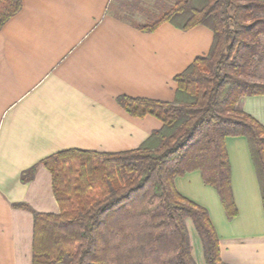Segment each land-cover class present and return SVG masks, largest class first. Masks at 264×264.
Instances as JSON below:
<instances>
[{"label":"crops","instance_id":"crops-1","mask_svg":"<svg viewBox=\"0 0 264 264\" xmlns=\"http://www.w3.org/2000/svg\"><path fill=\"white\" fill-rule=\"evenodd\" d=\"M130 1L132 16L142 19L122 14V0H22L0 29V264H33V211H60L41 161L69 148L140 146L162 121L131 115L117 96L172 100L174 76L210 50L214 34L203 24L137 27L156 21L176 0L160 14L158 4L169 0H148L145 8ZM237 108L264 124V94L241 96ZM225 143L236 216L228 218L200 170L177 176L175 186L208 209L225 262L264 264V207L248 140L228 136ZM33 165L34 177L23 182L22 171ZM186 220L190 233L192 219ZM199 248L196 264H206Z\"/></svg>","mask_w":264,"mask_h":264},{"label":"trees","instance_id":"trees-1","mask_svg":"<svg viewBox=\"0 0 264 264\" xmlns=\"http://www.w3.org/2000/svg\"><path fill=\"white\" fill-rule=\"evenodd\" d=\"M22 0H0V29ZM214 34L206 55L174 76V99L120 94L131 115L162 121L143 143L121 151L69 148L41 163L52 174L59 212L33 211V264H196L186 219L201 237L206 264H230L206 207L184 196L174 179L200 170L228 218L238 214L231 185L228 136H245L264 207V124L237 108L243 95L264 94L252 79L264 60V0H176L156 21ZM37 165L22 171L31 180ZM27 209L26 203H13Z\"/></svg>","mask_w":264,"mask_h":264},{"label":"rangeland","instance_id":"rangeland-1","mask_svg":"<svg viewBox=\"0 0 264 264\" xmlns=\"http://www.w3.org/2000/svg\"><path fill=\"white\" fill-rule=\"evenodd\" d=\"M175 0H169V3H165V2H163V3H159L158 4V6L159 7H157V10H158V14H160V12L162 13L164 10H167L168 9V4H170L171 2H174ZM131 2L132 1H130V0H122V4H123V6H125V7H123L121 10H120V12L122 13V14H124L125 16H127V17H129V18H131V19H134V20H138V19H142L143 17H144V14H135V15H137V16H135V17H133L132 16V13H130L131 12V10H130V4H131ZM133 3V2H132ZM138 3H139V5L141 4L144 8L146 7V5H149V1L148 0H138V2L136 3L137 5H138ZM167 8V9H166ZM123 10V11H122ZM153 14H155V13H153ZM157 14V15H158ZM134 15V14H133ZM262 41H263V47H262V49H261V51H263L264 52V36H262ZM251 78L252 79H255V80H260V81H264V60H263V62L261 63V64H259V70H258V72H257V74H255V75H252L251 76ZM188 220H186V224L188 223L187 222ZM191 227H190V233H191V238H190V240H192L191 241V243H192V253H193V256H195V257H197V255H198V251H199V247H201V250H202V253L204 252L203 251V244H202V240H201V237H200V235L198 234V232H197V230H196V227H195V225H194V223H193V221H191Z\"/></svg>","mask_w":264,"mask_h":264}]
</instances>
